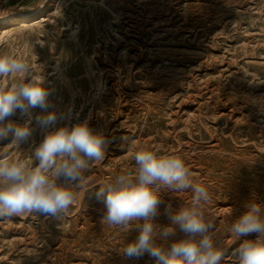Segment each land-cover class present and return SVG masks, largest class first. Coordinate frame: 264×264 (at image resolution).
I'll return each mask as SVG.
<instances>
[{
	"label": "rangeland",
	"instance_id": "374dc122",
	"mask_svg": "<svg viewBox=\"0 0 264 264\" xmlns=\"http://www.w3.org/2000/svg\"><path fill=\"white\" fill-rule=\"evenodd\" d=\"M39 3L0 0V18L35 14L0 26V54L44 76L48 99L64 116L56 127L88 119L108 146L103 160L89 162L67 214L0 216V264H155L147 254H122L138 230L103 222L106 208L95 197L117 175L135 174L141 147L181 156L208 188L203 210L225 249L220 264H236L234 250L257 234L235 239L231 224L247 204L264 205V0ZM13 119L24 123L19 114ZM41 139L35 129L32 141ZM10 140L0 153L35 166L29 144ZM191 196L161 191L155 222L168 224L166 206L176 211ZM183 237L177 231L167 244Z\"/></svg>",
	"mask_w": 264,
	"mask_h": 264
},
{
	"label": "clouds",
	"instance_id": "9594fccd",
	"mask_svg": "<svg viewBox=\"0 0 264 264\" xmlns=\"http://www.w3.org/2000/svg\"><path fill=\"white\" fill-rule=\"evenodd\" d=\"M9 77L16 79L5 86ZM44 82V76L31 74L23 60L0 54V144L9 138L16 147L28 143L29 159L35 165L0 153V216L59 218L67 214L77 199L73 189L82 186L89 162L101 161L106 154V137L90 127L88 119L56 127L64 116L50 103ZM34 109L40 111L34 113ZM17 114L23 124L13 119ZM35 129L42 133L39 143L32 141ZM134 161V175H117L95 191L106 208L103 222L112 227L135 224L138 230L122 254L129 259L147 254L155 264H220L225 249L215 238L214 221L203 210L211 201L210 193L194 181L185 160L141 147ZM161 191L192 193L190 204L176 211L166 206V225L155 222ZM246 209L232 222L230 233L235 239L257 235L243 241L233 256L236 264H264V205L253 202ZM177 231L184 237L167 244Z\"/></svg>",
	"mask_w": 264,
	"mask_h": 264
},
{
	"label": "bare ground",
	"instance_id": "6f19581e",
	"mask_svg": "<svg viewBox=\"0 0 264 264\" xmlns=\"http://www.w3.org/2000/svg\"><path fill=\"white\" fill-rule=\"evenodd\" d=\"M51 0H40V3L38 7L45 6V3H49ZM12 13V12H11ZM33 17H35V14L32 12L30 13H17V14H5L4 17L0 18V26L3 25H9L13 23H23L31 20Z\"/></svg>",
	"mask_w": 264,
	"mask_h": 264
}]
</instances>
